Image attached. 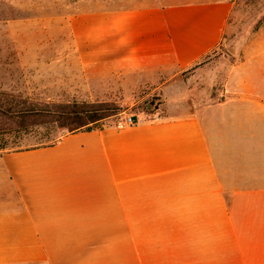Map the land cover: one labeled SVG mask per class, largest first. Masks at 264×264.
<instances>
[{"label": "crops", "instance_id": "1", "mask_svg": "<svg viewBox=\"0 0 264 264\" xmlns=\"http://www.w3.org/2000/svg\"><path fill=\"white\" fill-rule=\"evenodd\" d=\"M236 2L86 9L54 65L88 91L117 77L171 89L220 47ZM253 49L216 103L0 152V264H264V45Z\"/></svg>", "mask_w": 264, "mask_h": 264}, {"label": "rangeland", "instance_id": "2", "mask_svg": "<svg viewBox=\"0 0 264 264\" xmlns=\"http://www.w3.org/2000/svg\"><path fill=\"white\" fill-rule=\"evenodd\" d=\"M142 0H0V107L10 99L54 104L115 103L124 113L104 123V129L137 125L155 118L216 103L222 98L228 72L236 62L264 45V0H237L227 21L220 47L177 77L173 87L157 90L163 79L109 78L95 80L91 91L62 76L55 67L54 48H73L68 27L72 15L95 10L101 4H128ZM23 48V49H15ZM45 48V49H41ZM70 58L65 61H71ZM170 92H169V90ZM1 123V121H0ZM57 130L32 135L2 136L0 147L14 151L55 141Z\"/></svg>", "mask_w": 264, "mask_h": 264}, {"label": "trees", "instance_id": "3", "mask_svg": "<svg viewBox=\"0 0 264 264\" xmlns=\"http://www.w3.org/2000/svg\"><path fill=\"white\" fill-rule=\"evenodd\" d=\"M0 107V137L32 135L36 130H57L60 136L55 141L29 147H50L62 137L82 132H101L104 123L120 117L125 111L115 103L100 104H54L32 100L10 99ZM134 124L136 119H131ZM27 150V149H26ZM5 151L0 147V152Z\"/></svg>", "mask_w": 264, "mask_h": 264}, {"label": "built area", "instance_id": "4", "mask_svg": "<svg viewBox=\"0 0 264 264\" xmlns=\"http://www.w3.org/2000/svg\"><path fill=\"white\" fill-rule=\"evenodd\" d=\"M127 127H135L136 124L131 119H128L127 122L125 123Z\"/></svg>", "mask_w": 264, "mask_h": 264}]
</instances>
